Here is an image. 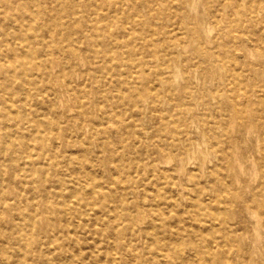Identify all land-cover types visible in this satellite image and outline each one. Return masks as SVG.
Here are the masks:
<instances>
[{
    "label": "bare ground",
    "instance_id": "1",
    "mask_svg": "<svg viewBox=\"0 0 264 264\" xmlns=\"http://www.w3.org/2000/svg\"><path fill=\"white\" fill-rule=\"evenodd\" d=\"M263 120L264 0H0V264H264Z\"/></svg>",
    "mask_w": 264,
    "mask_h": 264
},
{
    "label": "rangeland",
    "instance_id": "2",
    "mask_svg": "<svg viewBox=\"0 0 264 264\" xmlns=\"http://www.w3.org/2000/svg\"><path fill=\"white\" fill-rule=\"evenodd\" d=\"M240 58H242V57H240ZM242 201H243L244 206H250V207H254L255 206V200L250 195L249 192L244 194V196L242 198ZM254 209L258 212V214L260 216L264 217V214L261 212V210L257 209L256 207H254ZM244 218H245V220H247L246 216H244ZM261 230H262V232L264 231V224L261 226ZM262 251H263V247L262 246H258L257 248H255V251H251V255H252V258H253L252 262L254 264H263V262L261 260Z\"/></svg>",
    "mask_w": 264,
    "mask_h": 264
}]
</instances>
